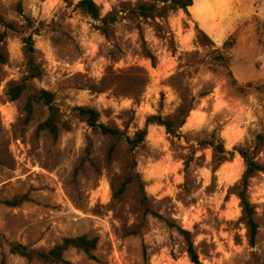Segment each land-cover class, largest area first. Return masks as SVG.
I'll return each mask as SVG.
<instances>
[{"label": "rangeland", "instance_id": "rangeland-1", "mask_svg": "<svg viewBox=\"0 0 264 264\" xmlns=\"http://www.w3.org/2000/svg\"><path fill=\"white\" fill-rule=\"evenodd\" d=\"M80 1L0 0V264H45L11 254L12 244L47 252L83 235L99 238L96 260L71 248L68 264H192L177 228L147 210L190 231L202 264H264V174L248 191L259 225L255 246L235 195L245 172L236 150L249 149L264 165L256 142L264 135V0H196L168 24L135 18L133 10L150 0H94L104 17L120 13L110 39L76 7ZM138 24L156 67L143 54ZM33 33L42 76L28 81L23 38ZM227 40L235 42L226 53L238 83L254 84L245 94L212 71L214 51ZM19 84L28 89L13 101L9 90ZM41 90L60 107L58 140L39 131L49 116L43 103L27 120L28 96ZM79 107L97 110L102 123L131 138L151 116L193 110L179 137L153 124L131 153L124 140L91 129ZM215 132L235 153L216 173L206 144ZM130 173L141 175L146 205L136 183L120 194ZM20 197L27 198L18 207L5 204Z\"/></svg>", "mask_w": 264, "mask_h": 264}, {"label": "trees", "instance_id": "trees-1", "mask_svg": "<svg viewBox=\"0 0 264 264\" xmlns=\"http://www.w3.org/2000/svg\"><path fill=\"white\" fill-rule=\"evenodd\" d=\"M67 3L72 4L73 0H65ZM196 0H150L148 4L140 5L135 10L133 14L136 19H160L162 22L168 24L169 17L172 13L177 11L189 12V9L193 7ZM76 7L81 10L86 16L90 17L95 22H98V29L102 34L110 39V32L119 21L118 12H113L107 16L102 15L100 6L94 0H81ZM19 13L23 15L22 5H19ZM189 14V13H188ZM28 29H32L34 24L29 17H25ZM3 22V21H2ZM5 24V23H3ZM5 27H7L5 25ZM12 28V27H10ZM138 31L143 43V54L145 58L149 59L154 67L157 66L158 59L156 55L148 48L147 41L144 36L143 29L140 24H138ZM38 32V31H36ZM198 32L201 33L206 40L211 41L203 31L198 29ZM35 33L28 36H24L23 44L25 49V54L27 57V65L29 71L28 81L38 79L42 76V71L35 59V43H34ZM4 35H0V39H3ZM235 45L234 41L227 40L223 45V51H214L216 54L214 60L217 63V68H213L214 73L221 72L225 78L229 81L231 86L236 89L240 94H245L247 89H253L254 84L248 83L245 87L241 86L236 79L233 70H232V58L226 53V50L232 49ZM225 51V52H224ZM0 63H5V58L0 55ZM260 86L255 87V89H260ZM28 89L25 84L14 85L9 90V96L11 100H18ZM209 96V93H202L201 97L205 98ZM43 103L48 107L49 116L45 122L39 126L40 132H48L55 140H58L60 134V118L61 110L60 107L55 103V95L49 91L41 90L38 93L30 94L28 96L27 103L25 105V111L27 113V120L32 119L35 112L36 104ZM79 115L85 120L88 126L96 132L108 137H112L117 141L124 140L130 148L131 153H133L140 145H142L148 136V127L153 124H157L161 127H164L167 134L172 137H179L180 130L185 125L187 118L190 115V112L193 110V107L184 111V115L176 116L175 119L167 118L164 119L162 116H151L147 120L146 127L143 130L138 131L134 138L127 136L125 133L119 129L111 128L100 121V113L92 108L79 107ZM257 145L264 146V135H259L256 139ZM214 151L215 160L217 163L214 173L225 163L226 161L232 160L235 153L229 152L225 148V144L217 133H213L211 139L206 143ZM115 151V146L111 147L109 152V157L112 158ZM236 152L241 156L245 164V172L242 176V179L235 191V195L240 201V206L242 208V217L240 221L245 224L248 230V235L250 243L252 246L256 245L257 237L259 234V225L256 220V208L251 203L248 191L250 186V181L257 174H264V165L259 163L254 152H251L249 149L240 148ZM137 168L136 161L132 163V170ZM136 183L140 189L142 202L146 205L148 201V196L145 191L144 181L139 173H130L123 183L122 188L120 189V194L125 191V189ZM27 197L15 198L12 201H7L5 204L9 207H18L26 200ZM147 213L159 218L160 220L165 221L170 227L177 228L180 235L184 238L187 248V253L192 264H202L200 261L199 254L195 247L194 241L192 239V234L190 231L185 230L171 221H168L163 216L153 213L147 210ZM99 244V238L93 237L90 238L86 235L78 236L74 238H67L63 241L61 245L55 246L50 251H38L30 249L27 246L21 244H12L10 248L11 254L21 256L28 259L29 261H40L45 264H68L64 259V253L71 249H78L84 252L89 258L96 260L94 252L97 250Z\"/></svg>", "mask_w": 264, "mask_h": 264}, {"label": "bare ground", "instance_id": "bare-ground-1", "mask_svg": "<svg viewBox=\"0 0 264 264\" xmlns=\"http://www.w3.org/2000/svg\"><path fill=\"white\" fill-rule=\"evenodd\" d=\"M5 115L10 116V112L8 110H4Z\"/></svg>", "mask_w": 264, "mask_h": 264}]
</instances>
